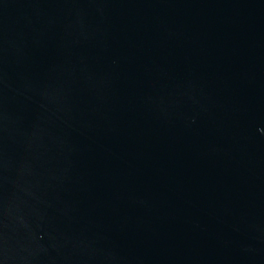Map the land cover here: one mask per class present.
I'll list each match as a JSON object with an SVG mask.
<instances>
[{
  "label": "water",
  "instance_id": "water-1",
  "mask_svg": "<svg viewBox=\"0 0 264 264\" xmlns=\"http://www.w3.org/2000/svg\"><path fill=\"white\" fill-rule=\"evenodd\" d=\"M0 264H264V0H0Z\"/></svg>",
  "mask_w": 264,
  "mask_h": 264
}]
</instances>
